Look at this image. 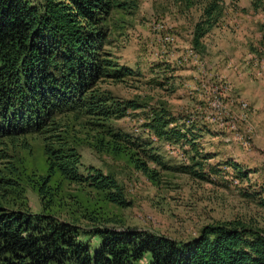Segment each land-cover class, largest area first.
Masks as SVG:
<instances>
[{
  "label": "trees",
  "instance_id": "16d2710c",
  "mask_svg": "<svg viewBox=\"0 0 264 264\" xmlns=\"http://www.w3.org/2000/svg\"><path fill=\"white\" fill-rule=\"evenodd\" d=\"M263 1L250 0V5L264 14ZM220 2L206 0L201 8L192 47L220 17ZM136 7V0H0V264H264V230L239 220L206 224L195 238L175 242L147 232L115 230L85 209L77 218L55 217L49 187L54 176L101 194L112 206L128 207L111 174L91 167L82 172L76 151L82 135L93 134L90 147L99 155L132 151L126 154L132 168L150 182L158 180L155 169L163 164L150 145L111 126V121L143 107L99 88L136 77L107 51L112 35L108 26H115L111 14L132 15ZM64 119L66 124L59 126ZM144 119L143 133L150 141L183 147L186 165L178 172L202 182L224 174L205 166L207 158L198 155L195 141L200 134L194 122L178 124L180 119L162 109ZM31 136L42 142L48 170L46 177L35 180L14 156L15 150L29 151L26 137ZM137 156L145 162L133 160ZM223 167L235 186L246 180L236 164L227 161ZM28 189L38 201L37 213L28 208ZM259 195L241 192L244 198ZM258 203L264 208V200Z\"/></svg>",
  "mask_w": 264,
  "mask_h": 264
},
{
  "label": "rangeland",
  "instance_id": "374dc122",
  "mask_svg": "<svg viewBox=\"0 0 264 264\" xmlns=\"http://www.w3.org/2000/svg\"><path fill=\"white\" fill-rule=\"evenodd\" d=\"M220 3V17L196 48L191 45L192 30L206 0H136L132 15L111 14L110 23L115 26H108L112 35L107 51L136 77L120 86L105 83L99 88L143 107L111 121V126L149 144L163 167L155 169L158 180L150 182L132 168L126 155L132 151L99 155L90 147L93 134L82 135L76 145L82 172L91 167L111 174L128 207L112 206L101 194L54 176L49 187L55 196L56 218H77L85 209L98 223H107L115 230L147 232L175 242L195 238L206 224L231 220L264 230V208L258 205L264 200V14L254 10L250 0ZM240 104L245 107L241 109ZM158 109L180 119L178 124L189 120L195 123L200 134L196 150L207 158L205 166H214L225 174L224 162H232L246 173V180L235 186L233 178L224 174L202 182L178 172L179 166L186 165L183 147L150 141L143 133L144 115ZM209 116L213 119H207ZM238 116H244V120H237ZM229 123L243 140L227 129ZM62 124H66L65 119L59 126ZM26 142L29 151L15 150V158L29 179L46 177L42 142L35 136L26 137ZM138 157L133 160L145 162ZM147 166L153 167L151 163ZM203 172H207L206 167ZM242 190L260 195L244 198ZM25 200L31 212L39 211L30 189L25 191Z\"/></svg>",
  "mask_w": 264,
  "mask_h": 264
},
{
  "label": "built area",
  "instance_id": "2783aa9c",
  "mask_svg": "<svg viewBox=\"0 0 264 264\" xmlns=\"http://www.w3.org/2000/svg\"><path fill=\"white\" fill-rule=\"evenodd\" d=\"M166 41H168V38H166ZM244 107H245V105L240 104V108L241 109H243ZM207 119L210 120V119H213V118H212V116H209V117H207ZM236 119L242 121V120H244V116H242V118H240L238 116V117H236ZM227 129L234 133L236 139L243 140V138L236 133V128L231 123L228 124ZM225 142H228V139H225Z\"/></svg>",
  "mask_w": 264,
  "mask_h": 264
}]
</instances>
